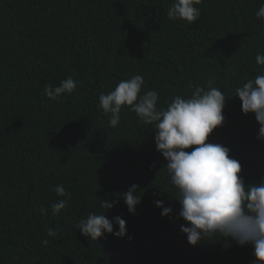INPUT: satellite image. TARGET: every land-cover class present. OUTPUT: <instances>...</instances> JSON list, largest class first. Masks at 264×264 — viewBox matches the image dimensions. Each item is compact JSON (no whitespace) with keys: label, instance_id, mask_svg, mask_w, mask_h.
<instances>
[{"label":"trees","instance_id":"trees-1","mask_svg":"<svg viewBox=\"0 0 264 264\" xmlns=\"http://www.w3.org/2000/svg\"><path fill=\"white\" fill-rule=\"evenodd\" d=\"M172 2L0 0V264H255L252 245L188 243L154 125L123 106L111 127L99 107L101 93L136 74L165 108L211 80L228 98L225 120L206 142L230 149L246 184L264 179L260 126L235 96L264 74L255 59L264 53V18L255 15L264 0H201L191 24L168 19ZM69 76L80 82L74 92L44 94ZM132 184L142 190L136 214L122 198L105 212L102 200H117ZM61 199L67 206L54 214ZM90 212L122 217L127 235L85 237L78 225Z\"/></svg>","mask_w":264,"mask_h":264},{"label":"clouds","instance_id":"clouds-1","mask_svg":"<svg viewBox=\"0 0 264 264\" xmlns=\"http://www.w3.org/2000/svg\"><path fill=\"white\" fill-rule=\"evenodd\" d=\"M200 3L201 0H173L167 17L191 24L201 15L200 9L195 7ZM255 15L264 18V5ZM255 59L258 65L264 66V53L257 54ZM79 83L69 76L59 86L46 85L44 94L56 99L74 92ZM213 83L208 81L207 90L194 86L189 97L174 96L165 108L158 107V92L144 91V77L136 74L121 80L109 93H101L99 107L105 115L110 114L111 127L120 123L123 106H129L142 123L154 125L156 148L167 161L165 167L170 184L177 190L178 215L185 222L181 230L190 245L196 246L214 237L223 238L225 248L230 247L229 240L241 246L252 245L255 264H264V179L259 184H246L239 175L241 163L230 156V149L206 142L214 129L223 124V109L228 98L219 88L212 87ZM235 96L242 102L244 114H255L260 126L257 139L264 140V74L237 87ZM189 148L192 150L186 151ZM54 191L59 197L66 195L63 185H57ZM141 192L138 185L132 184L117 200H102L101 207L106 212L122 198L129 213L135 215L136 206L141 203ZM67 203L66 199L53 203L52 212L58 214ZM154 203L163 208L162 215L172 212L171 208L163 207L162 200ZM44 211L41 208V212ZM104 213L90 212L82 219L78 225L82 235L95 241L105 233L124 238L126 221L120 216L110 220ZM114 225H118V231H114ZM48 235H55L54 230L49 229ZM42 244L46 247L49 241L44 239Z\"/></svg>","mask_w":264,"mask_h":264}]
</instances>
